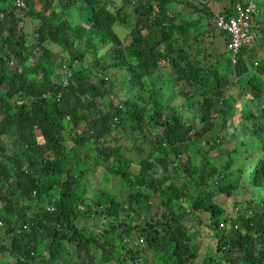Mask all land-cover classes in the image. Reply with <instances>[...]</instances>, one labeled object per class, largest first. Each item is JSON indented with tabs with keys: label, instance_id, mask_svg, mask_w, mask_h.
<instances>
[{
	"label": "trees",
	"instance_id": "1",
	"mask_svg": "<svg viewBox=\"0 0 264 264\" xmlns=\"http://www.w3.org/2000/svg\"><path fill=\"white\" fill-rule=\"evenodd\" d=\"M252 1L253 41L232 63L215 19L247 0H0V264H198L186 217L201 212L214 252L200 264H264V0ZM216 35L228 56L206 50ZM49 46L66 55L59 74ZM160 69L174 101L158 98ZM91 171L121 198L97 194Z\"/></svg>",
	"mask_w": 264,
	"mask_h": 264
},
{
	"label": "rangeland",
	"instance_id": "2",
	"mask_svg": "<svg viewBox=\"0 0 264 264\" xmlns=\"http://www.w3.org/2000/svg\"><path fill=\"white\" fill-rule=\"evenodd\" d=\"M32 1L34 3H38V0H32ZM227 6H228V4H227ZM177 7H178V5L176 4V8ZM33 24L34 23H32L29 19L26 18V20L24 22V25H23L24 31L27 34L29 39H30V36L32 35V29L34 27ZM201 24H202L203 27L205 26V22L204 21H202ZM20 26H21V24H20ZM120 27H121V29L119 30L118 34H119L120 38L124 41L126 39L127 34L129 33V30L127 28H125V27H122V26H120ZM204 40H206V37L204 38ZM213 41H214V45H212ZM212 42H208L206 44V50L212 52V54L214 56H218L219 54H222L223 50H224L222 37H219V35H216V37L212 40ZM49 50L53 53L52 63L54 64V67L57 66L56 67L57 68V73L59 74V72H61L62 68H64V66H65V63H63L62 61H63V58L66 57V55L65 54L63 55L59 51L58 47H56V46H49ZM261 51L262 50L257 45V46H255L253 52L250 53L249 55L251 57H253L256 54L260 55ZM39 53H40V51L37 52L36 55H39ZM70 53L72 54L73 51L71 50ZM99 55L101 57H103V59H102L103 61L100 63V66H102L103 68H106L108 66L109 62H110L109 56L108 55H103V52H101V51H99ZM226 56H228V55L224 52L223 53V57H226ZM14 66H15V63L12 64V67H14ZM118 73H119L118 70L110 69L107 74H108V76L110 78H113ZM171 76L172 75H171V73L169 71L160 69L159 71H157V75L155 76V79H154L155 88L158 89L157 90L158 98H159V100H161L164 103H165L164 100H165V98L167 96H172L173 97V101L175 100V97H176L175 91L177 90V86L172 84V83H168L166 81L162 82V80L163 81L167 80V78H170ZM119 79H122V77L119 76ZM172 89H173V91L169 92ZM131 90L132 89L126 84H121V83L116 84L115 83L114 89H113V94L116 95V98L118 100L125 101L129 97H133L134 90H132V91ZM99 104L100 103H98V105ZM191 107H192L191 108L192 112H195V110H197V106H196L195 103ZM94 111H93V113H102L103 109L101 107H96ZM185 113H187V112H185ZM232 114H235V116L233 117V120L237 121L238 120V116H239L238 115V111L236 110ZM193 115L190 116L191 120H194V119H192ZM199 128H200L199 126L196 127V130H195L196 134L199 132V130H200ZM232 145L233 144H228L229 147H231ZM198 146H199L198 143H194L193 145L190 146V151L194 153L195 151H197ZM224 151H225L224 148L218 149V150L214 151L213 153H211L209 155V157H211L213 159V161H214V160H216L218 158V156H216V155L222 154V153H224ZM196 153L197 152H195L194 154H196ZM87 156L89 157V155H87ZM88 157L85 158V160L88 159ZM193 157H198V154L194 155ZM90 176H91V180H92V183H93V184L92 183L91 184H92V186L94 188H96L94 191H96L97 194L101 193V191H102L101 186H105L106 187L105 188L106 191L110 190L112 192L111 194L115 195L116 197H120L121 198V194L119 193V189L121 187L120 186V181H119V183H117V180L114 177H112L111 174H109V173L108 174H104L103 173L101 176H98L96 172L91 171ZM92 195H93L92 193L87 194L88 197H91ZM102 218L98 221V223L95 221V224L97 226H99V227L101 225L103 226V225L106 224V221L104 219H102ZM199 218L201 220V224H196V221L194 219V215H190V216L186 217V223H187L186 225L190 226V231H191V236H192V246L197 251L198 257H197L196 262L198 264H200L202 261H204L205 258L209 257V255L213 256L211 253L214 252V250L210 247V243H211L210 236H209L210 233H209V231L207 229L208 216H207L206 213L201 212ZM90 224L95 225L94 222H91ZM140 224L141 223L138 221L137 222V226H139ZM67 248H68V246L66 244H64L63 250H66Z\"/></svg>",
	"mask_w": 264,
	"mask_h": 264
},
{
	"label": "built area",
	"instance_id": "3",
	"mask_svg": "<svg viewBox=\"0 0 264 264\" xmlns=\"http://www.w3.org/2000/svg\"><path fill=\"white\" fill-rule=\"evenodd\" d=\"M248 3L245 9L236 7L238 17H229L227 20L223 16H218L215 19V28L219 32H224L228 35L229 43L226 49L231 52L232 63H235L234 56L238 49L243 45H248L253 41L252 35L248 32L249 21L247 14L255 9L252 0H247ZM66 82L64 81L63 84Z\"/></svg>",
	"mask_w": 264,
	"mask_h": 264
},
{
	"label": "clouds",
	"instance_id": "4",
	"mask_svg": "<svg viewBox=\"0 0 264 264\" xmlns=\"http://www.w3.org/2000/svg\"><path fill=\"white\" fill-rule=\"evenodd\" d=\"M227 35V34H226ZM228 36V35H227Z\"/></svg>",
	"mask_w": 264,
	"mask_h": 264
}]
</instances>
